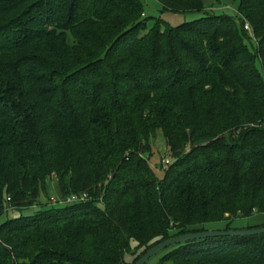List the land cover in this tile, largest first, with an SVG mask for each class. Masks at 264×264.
<instances>
[{
	"label": "trees",
	"instance_id": "trees-1",
	"mask_svg": "<svg viewBox=\"0 0 264 264\" xmlns=\"http://www.w3.org/2000/svg\"><path fill=\"white\" fill-rule=\"evenodd\" d=\"M239 14L147 29L141 0H0V216L42 208L0 226V264H126L133 241L136 264L173 237L264 214V0ZM160 132L163 179L146 160ZM52 176L61 199L89 200L43 204ZM163 253L264 264V235Z\"/></svg>",
	"mask_w": 264,
	"mask_h": 264
},
{
	"label": "rangeland",
	"instance_id": "rangeland-1",
	"mask_svg": "<svg viewBox=\"0 0 264 264\" xmlns=\"http://www.w3.org/2000/svg\"><path fill=\"white\" fill-rule=\"evenodd\" d=\"M141 2L143 4V9H144V15H142V17H144V19L146 20L147 29L151 28L157 20H163L167 22L169 25L175 27L185 22H191L199 18H202L206 16V13L214 14V15H228L237 20L241 18L239 14V7L241 0H203L204 3L203 13L190 12L186 14H174L172 12L165 11L162 9V6L157 0H141ZM257 66L262 73L263 72L262 65L260 64L259 61L257 63ZM150 143L152 147V151H151L152 153L151 155H146V160L150 162V165L154 169L156 176L159 179H163L165 177V172L161 169L162 168L165 169L164 160L170 159L166 146V140L163 134L160 132L158 133V136L155 139L151 140ZM170 161L172 163V159H170ZM52 197L57 199L61 198L60 190L57 186L55 176H52L51 180L49 181L47 188V196H42L40 201L43 204L44 203L47 204L49 202L51 204L53 203L50 200ZM41 209L42 208L40 209L28 208V209H23V211L20 212L9 210L7 213H4L3 215L0 216V226L7 220L16 218L17 216H21V215L34 216L38 212H40ZM261 225H264V214L255 215L254 217L249 219L236 220L233 223L232 228L235 231H242L250 227L261 226ZM225 228L226 225L224 223H212L205 226V231L218 232V231H224ZM136 247H137V243L133 241L131 243V248L133 249V253L132 252L126 253L125 256L126 264L133 263L134 258L136 256L134 254V250ZM163 255H164L163 252L157 254L156 256L152 257L146 264H163L161 262Z\"/></svg>",
	"mask_w": 264,
	"mask_h": 264
},
{
	"label": "water",
	"instance_id": "water-1",
	"mask_svg": "<svg viewBox=\"0 0 264 264\" xmlns=\"http://www.w3.org/2000/svg\"><path fill=\"white\" fill-rule=\"evenodd\" d=\"M260 235H264V227L259 229L242 230V231H235V230L218 231V232L204 231L199 233H190L186 235H181L166 240L158 244L157 246L151 248L143 257H141L137 261L136 264H146L152 257L176 245H182L189 242L206 240L211 238H245V237H254Z\"/></svg>",
	"mask_w": 264,
	"mask_h": 264
},
{
	"label": "built area",
	"instance_id": "built-area-1",
	"mask_svg": "<svg viewBox=\"0 0 264 264\" xmlns=\"http://www.w3.org/2000/svg\"><path fill=\"white\" fill-rule=\"evenodd\" d=\"M245 30L251 36H253L252 28L248 23L245 24ZM170 159H171V157H170ZM170 159L164 160L165 168L171 164ZM8 200H10V199H8ZM50 200L53 202L52 204H54V205H58V204L59 205H73V204H77V203H83V202L89 200V198H88L87 194H82V195H72V196H69V197H66L63 199H61V198L57 199V198L52 197Z\"/></svg>",
	"mask_w": 264,
	"mask_h": 264
}]
</instances>
